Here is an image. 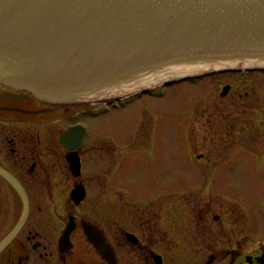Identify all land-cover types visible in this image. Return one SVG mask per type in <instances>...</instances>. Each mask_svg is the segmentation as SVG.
Listing matches in <instances>:
<instances>
[{"label":"flooded vegetation","instance_id":"af4514ba","mask_svg":"<svg viewBox=\"0 0 264 264\" xmlns=\"http://www.w3.org/2000/svg\"><path fill=\"white\" fill-rule=\"evenodd\" d=\"M75 105L0 82V264H264V235L253 231L255 217L264 222V111L237 119L242 131L230 136L226 168L250 155L243 167L259 191L242 200L238 184L215 181L218 162L189 163L201 183L186 188L172 173L163 185L131 186L115 166L126 159L119 140L86 121L97 103ZM80 124L85 132L66 133Z\"/></svg>","mask_w":264,"mask_h":264},{"label":"water","instance_id":"95a60500","mask_svg":"<svg viewBox=\"0 0 264 264\" xmlns=\"http://www.w3.org/2000/svg\"><path fill=\"white\" fill-rule=\"evenodd\" d=\"M228 65H264V0H0V82L42 101Z\"/></svg>","mask_w":264,"mask_h":264},{"label":"rangeland","instance_id":"374dc122","mask_svg":"<svg viewBox=\"0 0 264 264\" xmlns=\"http://www.w3.org/2000/svg\"><path fill=\"white\" fill-rule=\"evenodd\" d=\"M262 84L264 85V73L261 72H249L245 77L237 73H220L181 81L167 85L165 96L144 94V97L138 96L127 103L126 107L111 106L108 113L97 110V115L87 117L86 121L93 132L102 130L100 137H115L119 140L121 145L116 143L114 151L117 156L124 148L126 159L116 160L115 166H123L127 175L125 180L131 186L142 188L143 185L158 181L163 185L172 173L170 182L174 179L175 183L184 184L181 187L186 188L188 181L201 183V175L195 171L189 174L184 170L192 168L188 166L189 163L200 162L204 165L205 162H218L221 166L217 173L214 167L215 181L238 184L236 195L242 200H245L244 197L251 199L259 194L257 183L252 179L255 176L243 167L245 162L251 164V156L247 154L244 162L240 161L236 167L226 168L225 164L233 161L232 154L227 149L233 143L230 139L234 134L232 132H238V129L242 131L238 126L240 121L256 120L264 111L261 106L264 105ZM92 102L95 103L91 101L74 104L81 106ZM233 124L237 125V129L232 127ZM228 138L229 142L226 141ZM130 140L132 142L129 143L139 146L140 150L127 148L124 143ZM202 152H206V156L197 160L196 155ZM195 169L197 166H194ZM122 182L127 183L124 180ZM116 188L122 189L120 186ZM138 191V199L147 198L142 197L145 196L142 195V189ZM166 197L169 198L163 196L155 200L150 205L151 210L159 209L160 203L164 204ZM260 221L259 215L254 218L256 227L253 231H258L263 236L264 222ZM200 263L197 259L196 264Z\"/></svg>","mask_w":264,"mask_h":264},{"label":"bare ground","instance_id":"6f19581e","mask_svg":"<svg viewBox=\"0 0 264 264\" xmlns=\"http://www.w3.org/2000/svg\"><path fill=\"white\" fill-rule=\"evenodd\" d=\"M196 72H194V73H191V78H195V76H196V74H195ZM211 76V75H210ZM194 80V79H193ZM183 82V81H182ZM154 83H158V82H154ZM181 83V82H180ZM151 84H153V83H151ZM173 85V84H172ZM165 87V86H164ZM165 94L166 93H164V96H165ZM141 97H144V93H142L141 94ZM95 101V100H94ZM96 103H97V105H104V103L106 102V98H104V99H101L100 101H99V99L98 100H96L95 101ZM93 103V102H92ZM125 107H126V104L124 105ZM108 113V112H107Z\"/></svg>","mask_w":264,"mask_h":264}]
</instances>
